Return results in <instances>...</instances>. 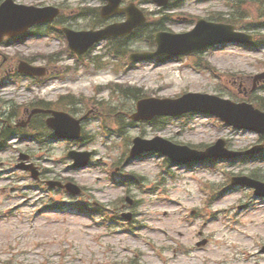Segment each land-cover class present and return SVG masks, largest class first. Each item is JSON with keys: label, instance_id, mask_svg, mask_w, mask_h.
Wrapping results in <instances>:
<instances>
[{"label": "rangeland", "instance_id": "rangeland-1", "mask_svg": "<svg viewBox=\"0 0 264 264\" xmlns=\"http://www.w3.org/2000/svg\"><path fill=\"white\" fill-rule=\"evenodd\" d=\"M14 1L60 8L59 23L32 29L41 35L61 26L92 29L95 14L84 18L81 14L103 4L101 0ZM129 2L147 22L121 41L123 52L118 57L107 55L108 41L93 48L92 56H99L104 66L101 70L85 67L88 58L80 65L68 56L66 41L59 35L28 36L20 43L0 46L2 56L15 62L35 59L34 64L45 66L50 77L44 86L23 77L4 81L0 121L13 108L22 112L34 100L56 102L60 96L75 101L64 109L72 116L90 111L79 144L47 138L41 139L43 144L26 147L11 141L10 150L0 153V264H264L259 251L264 245V199L254 197L250 188L229 183L232 176L252 174L264 181V157L187 167L173 166L155 153L128 158L135 137L159 136L200 150L222 139L225 148L233 151H245L264 140L203 113L132 121L129 116L136 112L138 99L109 89L138 88L146 95L142 100L201 93L238 103L247 101L248 95L264 96V86L250 90L252 77L264 72V47L218 46L161 64L131 63L127 57L154 51L156 32L184 33L200 18L219 17L239 24L240 9H263L264 0H169L165 7L151 0H122V5ZM123 20L118 17L114 22ZM242 31L256 32L251 27ZM51 54L57 61L49 65L46 56ZM206 63L213 70L205 69ZM71 149L93 151L90 165L70 168L66 153ZM16 150H32V162L45 173L42 178L70 180L83 191L73 196L61 189L47 190L42 182L33 185L24 174L9 171ZM97 208L100 214L95 213ZM126 212L132 215L128 223L120 218ZM202 240L206 243L197 247Z\"/></svg>", "mask_w": 264, "mask_h": 264}, {"label": "water", "instance_id": "water-1", "mask_svg": "<svg viewBox=\"0 0 264 264\" xmlns=\"http://www.w3.org/2000/svg\"><path fill=\"white\" fill-rule=\"evenodd\" d=\"M106 1L107 5L101 10V16L103 18L125 13L127 15V21L121 24L109 25L98 31L74 32L69 29H63L70 49L76 54H83L93 44L102 39L128 35L133 29L141 26L145 22L142 13L132 4L120 9V0ZM153 1L162 6L167 4V0ZM58 13L59 10L52 7H27L14 4L12 0H5L0 6V42L4 36L9 38L14 37L25 33L34 24L52 21ZM155 42L157 43L155 52L133 53L129 58L134 62H139L164 55L189 54L205 47L221 43L249 45L253 42V37L245 33L236 32L233 26L215 24L201 19L197 22L195 28L187 33L172 34L159 32L155 35ZM18 69L22 73L37 76H42L45 73L44 68L32 67L24 62L19 64ZM262 79H264V73L255 76L254 82ZM195 111L214 114L235 128L264 134V113L254 109L249 104H235L229 100H223L207 94L190 93L177 100H142L137 103V112L131 117L134 120H148L156 115L176 116ZM40 112L52 114V117L47 119L46 122L54 130L58 138L68 140L78 139L80 120H75L66 113L57 111L35 109L31 114ZM133 143L134 146L130 152L131 158L146 151H158L167 155L174 162L186 164L207 158L221 157L232 159L241 156V153L224 150V142L222 140L217 141L214 146L203 152L193 151L185 146H177L158 137L153 140L136 138ZM261 149L262 146H258L247 151L246 154H255ZM68 156L74 160V168H83L87 165L90 153L70 152ZM231 182L232 184H244L253 187L257 196H264V184L258 181L241 177L233 178ZM48 184L50 186H59V184L52 182ZM65 188L74 194L79 193V189L74 185L67 184ZM261 251L264 252V247Z\"/></svg>", "mask_w": 264, "mask_h": 264}, {"label": "trees", "instance_id": "trees-1", "mask_svg": "<svg viewBox=\"0 0 264 264\" xmlns=\"http://www.w3.org/2000/svg\"><path fill=\"white\" fill-rule=\"evenodd\" d=\"M260 12H261V11H258V13H257V15L255 16V18L253 19V21H257V20H259V17L262 15V13H260ZM247 14H248V13H247ZM260 43L264 44V35H262V36H258L257 44H260ZM113 51H114L116 54H118V53L121 52V49H120L118 46H115V47H113ZM0 77H1V73H0ZM0 80H2V77L0 78ZM139 91H140V90H138V89H136V88H131V89H129V95H131V96H133V97H135V98H139L140 96H142V94H140ZM120 92H122V93L125 94V93H127L128 91H127V90H121V89H120ZM138 92H139V93H138ZM61 100H63V99H61ZM255 100L257 101L258 105L264 109V97H262V96H258L257 98H255ZM38 105L41 106L40 103H38ZM40 126L43 127L42 124H40Z\"/></svg>", "mask_w": 264, "mask_h": 264}, {"label": "flooded vegetation", "instance_id": "flooded-vegetation-1", "mask_svg": "<svg viewBox=\"0 0 264 264\" xmlns=\"http://www.w3.org/2000/svg\"><path fill=\"white\" fill-rule=\"evenodd\" d=\"M8 127H10L9 125H8ZM17 131L19 130V129H16Z\"/></svg>", "mask_w": 264, "mask_h": 264}]
</instances>
